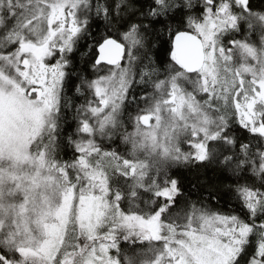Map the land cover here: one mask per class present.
Returning a JSON list of instances; mask_svg holds the SVG:
<instances>
[{
	"label": "snow or ice",
	"instance_id": "1",
	"mask_svg": "<svg viewBox=\"0 0 264 264\" xmlns=\"http://www.w3.org/2000/svg\"><path fill=\"white\" fill-rule=\"evenodd\" d=\"M0 264H264V7L0 0Z\"/></svg>",
	"mask_w": 264,
	"mask_h": 264
},
{
	"label": "trees",
	"instance_id": "2",
	"mask_svg": "<svg viewBox=\"0 0 264 264\" xmlns=\"http://www.w3.org/2000/svg\"><path fill=\"white\" fill-rule=\"evenodd\" d=\"M252 3L255 5L256 9L259 10L260 8L264 7V0H252ZM93 33H96L100 31L96 26H93L92 29ZM242 33L237 35L236 38H241ZM165 39L167 40L168 37L166 36ZM252 39H257V37H252ZM171 44H165V50L161 51L160 49H156L154 51V59H156L157 63H162L165 60L170 58V53L167 51V49L171 48ZM77 63H79V57H77ZM71 94V93H70ZM82 102V99H81ZM74 125V121L71 120V116L69 115V121L68 124L65 125V131L70 132L71 126ZM234 127H239L238 125H233ZM133 129L131 126L127 127V131L131 132ZM241 131H243L241 129ZM109 142L105 141V145L107 146ZM116 151L118 152H124L126 148H128V145L124 144H118L117 145H111ZM67 155H64V153H61L62 159H69L71 157V148L67 149ZM172 174H174L176 177H178L182 184H183V195L188 196L189 199L192 201H198V193L192 190V185L197 183L198 181H201L205 175L203 170L197 171L195 168L192 167H185L182 165H175L173 166L171 170ZM213 208L224 212H236L238 214V209L236 207V203L234 200L231 199L229 195H223L219 198V203H213ZM121 247H124L123 242L121 243ZM138 247L143 248L144 245H138ZM114 252V250H113Z\"/></svg>",
	"mask_w": 264,
	"mask_h": 264
}]
</instances>
